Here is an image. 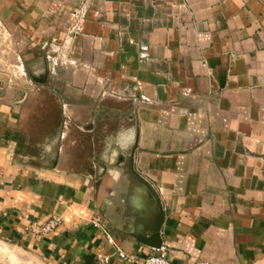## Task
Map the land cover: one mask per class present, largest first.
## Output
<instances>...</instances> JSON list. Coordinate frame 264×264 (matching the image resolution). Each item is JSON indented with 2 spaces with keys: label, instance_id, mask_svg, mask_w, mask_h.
I'll use <instances>...</instances> for the list:
<instances>
[{
  "label": "crops",
  "instance_id": "1",
  "mask_svg": "<svg viewBox=\"0 0 264 264\" xmlns=\"http://www.w3.org/2000/svg\"><path fill=\"white\" fill-rule=\"evenodd\" d=\"M0 21L54 99L0 69V264L148 257L141 180L172 264H264V0H0Z\"/></svg>",
  "mask_w": 264,
  "mask_h": 264
},
{
  "label": "rangeland",
  "instance_id": "2",
  "mask_svg": "<svg viewBox=\"0 0 264 264\" xmlns=\"http://www.w3.org/2000/svg\"><path fill=\"white\" fill-rule=\"evenodd\" d=\"M25 35L23 31L20 30H9L7 27L0 21V69H3V73L8 76H12L15 71H23L28 72L30 78L28 86L30 88L37 89L39 88L38 83H34V78L40 79L44 74H46L44 68L35 69L33 60L37 59L41 54H43V48L39 46L32 45H22V42L25 41ZM50 47L46 48V51H50ZM27 64H29V70L27 68ZM16 78H13V82L8 80V83L13 87H16ZM20 84L21 87V83ZM53 82H51V85ZM25 86V84L23 83ZM29 90L26 89L25 92ZM49 91V90H46ZM46 94H39L38 91H30L28 95L26 93L17 95L20 101L24 100V105H33L31 107H37V103L40 101L45 103L46 105H53L54 99L53 97L45 92ZM23 105V106H24Z\"/></svg>",
  "mask_w": 264,
  "mask_h": 264
},
{
  "label": "built area",
  "instance_id": "3",
  "mask_svg": "<svg viewBox=\"0 0 264 264\" xmlns=\"http://www.w3.org/2000/svg\"><path fill=\"white\" fill-rule=\"evenodd\" d=\"M63 223L59 217H54L46 222L39 223L33 222L30 224L29 232L35 236H45L54 233ZM92 225L97 229H102V225L98 221H94ZM107 240L110 244H115L114 239L106 233ZM117 257L128 264H172L169 260V253L166 246L162 245L159 250L154 252L148 257L142 259L135 254L127 253L117 248ZM99 264H110L111 257L105 254H99L97 256ZM195 264H209L206 261H199Z\"/></svg>",
  "mask_w": 264,
  "mask_h": 264
},
{
  "label": "water",
  "instance_id": "4",
  "mask_svg": "<svg viewBox=\"0 0 264 264\" xmlns=\"http://www.w3.org/2000/svg\"><path fill=\"white\" fill-rule=\"evenodd\" d=\"M141 181L148 188V190L152 193L153 197L155 198L159 216H158L157 222L155 223V226L153 227L151 236L150 237H137V239L140 243L154 250H159L163 245V241L161 238V231H162V227L165 221V214L161 206L159 197L157 196L155 190L145 181L143 180Z\"/></svg>",
  "mask_w": 264,
  "mask_h": 264
}]
</instances>
